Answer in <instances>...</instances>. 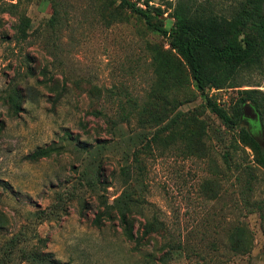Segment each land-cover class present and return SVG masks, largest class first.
I'll use <instances>...</instances> for the list:
<instances>
[{"label": "rangeland", "instance_id": "374dc122", "mask_svg": "<svg viewBox=\"0 0 264 264\" xmlns=\"http://www.w3.org/2000/svg\"><path fill=\"white\" fill-rule=\"evenodd\" d=\"M119 3L0 0V264H264V223L244 202L264 206V171L242 145L234 159L251 167L249 178L226 167L232 133L205 108L167 40ZM170 13L159 18L167 29ZM23 16L30 27L20 39ZM248 81L264 91V72ZM229 93H217L221 104ZM151 112L163 122H146ZM177 113L173 128L151 140ZM240 126L262 139L256 124ZM134 135L147 140L129 153L147 147L127 185L120 169L132 156L121 141ZM98 144L104 181L90 188L79 180L86 149ZM44 148L57 151L29 159ZM122 193L140 201L135 230L154 224L143 246L116 219L93 224Z\"/></svg>", "mask_w": 264, "mask_h": 264}, {"label": "trees", "instance_id": "16d2710c", "mask_svg": "<svg viewBox=\"0 0 264 264\" xmlns=\"http://www.w3.org/2000/svg\"><path fill=\"white\" fill-rule=\"evenodd\" d=\"M112 1H119V7L126 8L131 14L142 19L147 29L165 38L170 48L180 57L195 89L202 97L205 108L232 133L222 153L226 167L230 171L234 168L249 178L250 172L247 170L251 167L239 165L234 159L236 150L242 145L251 150L255 166L264 171V91L256 88L258 86L250 85L248 81L253 74L261 75L264 72V0H227L230 2L227 4L224 3L226 0H166L165 9L150 5L153 0ZM167 9H171L170 17L173 19L169 29L165 28L159 19ZM56 17L57 12H54L51 25L57 22ZM29 27L30 20L25 16L21 17L16 26V34L20 39L26 36ZM245 86L251 88L243 89ZM220 91L230 92L226 104H221L217 97ZM246 103L250 104L258 115L256 128L262 133L261 140L251 130L240 126L244 120L242 107ZM15 108H18L17 104ZM123 116L129 118V114L123 113ZM162 116L151 112L146 122L161 123ZM177 117L179 113L159 127L151 140H155L159 133L171 130ZM109 123L112 128L115 126L113 120H109ZM143 140H147L146 135L122 138L124 154L126 157L132 156L133 161L127 160V164L120 169V176L125 178L123 182L127 185L134 180L130 169H137L134 164L137 162L138 153L147 145L142 146L139 151L134 149L131 153L129 148L143 145ZM104 150L102 144L86 149L90 161L82 171L79 180L81 185L94 188L104 181L101 163ZM55 151L57 150L53 148L38 149L29 159L36 161L46 158ZM251 190L249 185L246 194ZM139 202L131 194L122 193L113 204H104L93 224L100 226L103 218L116 219L123 236L136 246H143L147 244L146 238L154 231V224H144L142 233H139V228L135 230L131 210L132 205ZM244 202L249 214L258 213L263 228L264 206L254 207L247 199Z\"/></svg>", "mask_w": 264, "mask_h": 264}, {"label": "water", "instance_id": "95a60500", "mask_svg": "<svg viewBox=\"0 0 264 264\" xmlns=\"http://www.w3.org/2000/svg\"><path fill=\"white\" fill-rule=\"evenodd\" d=\"M242 111H243L244 120L249 121L253 124L258 123V115L250 104L248 103L244 104L242 107Z\"/></svg>", "mask_w": 264, "mask_h": 264}]
</instances>
